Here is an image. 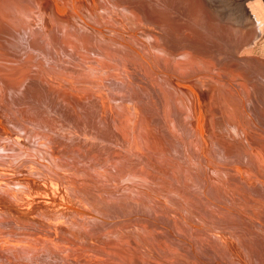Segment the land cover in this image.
Returning <instances> with one entry per match:
<instances>
[{
    "label": "rangeland",
    "instance_id": "1",
    "mask_svg": "<svg viewBox=\"0 0 264 264\" xmlns=\"http://www.w3.org/2000/svg\"><path fill=\"white\" fill-rule=\"evenodd\" d=\"M23 1L24 4L11 9L19 10L24 22L30 24L37 35H42L47 27L48 22L45 16L50 14L51 18L53 17L55 5L60 15L67 20L69 27L57 28V40L49 47L51 55L45 44H42L40 50L35 53L27 52L25 46L21 52L18 49L10 51L0 46V53H5L3 56L0 55V59L7 62L8 69L5 71L11 72L10 82L14 84L11 88L8 79L0 75V130L11 136L14 135L23 151L22 159H16L17 162L9 164L8 160L4 161L0 165V172L8 173L6 176L8 180H24L25 183L34 178L32 173L44 178L42 187L47 193H41L37 198L29 197L23 200L25 206L34 212V216L31 215L34 220L22 224L34 229L37 225V217L45 218L48 222L45 220L43 222L51 226L48 230H37L35 234H26L20 238L12 236L17 238L9 237L0 243L2 246L0 264H23L24 262L26 264H107L106 261L108 264H131L122 251V248L127 247L129 250L126 251L127 255L135 254V257L140 258L138 262L141 264H262L261 262H264V226L259 219L253 217L256 215L264 220V195L258 193L251 181L245 178L246 162L239 160L235 167L225 168L217 164L209 153L201 150H198L196 154L203 160H195L192 153H170V144H177V142L166 135L161 126L163 121H166L162 115L161 103L156 92L146 90L144 79L140 76L126 80L125 75L118 71L117 81L133 86L135 89L133 96L137 95L143 100L144 107L141 105L139 108L142 112L140 116L153 120L151 126L155 130V136L150 138L151 142L146 154L127 145L125 139L130 136V131L122 127L126 122L123 116L113 108L101 107L98 101L103 99L102 89L90 87V93H82L77 99L69 96V103L56 102L57 92L50 94L35 77L38 69L34 65L37 64L39 67L42 65L51 67L64 77L76 81L83 79L84 75L97 78L102 76L101 73L108 70L103 63L100 64L104 70L97 63L100 61L112 63L113 53L106 52L102 47L101 38L104 36L103 39L111 43L110 37H115L113 33H121L122 28L132 33L126 34L128 36L144 38L139 26H147L146 23H141L145 16L148 18L147 27L154 31L156 37H160L157 34L160 33L163 19L161 11L158 10L160 6L154 0H142L143 2L138 3L129 18V21L138 26L130 28L123 26V21L119 17L122 13H126L119 10L125 5L123 3L119 7L111 5L110 0H105L107 6L101 0H82L79 10H73L69 7V0ZM90 1L96 7L89 5ZM126 1L128 0H122V2ZM133 1L136 2V0ZM226 1L229 3L228 6L225 5ZM242 1L215 0V11L219 18L216 22L218 26L228 27L230 36L224 38L200 27H193V30L204 36L203 41L197 40L195 44L186 46L189 51L192 50L191 53L216 64L215 73L218 76V82L215 77L208 74L207 76L196 74L194 77L195 80L204 79L202 80L204 83L208 78L213 83L209 95V115L210 121L213 118L212 123L214 122L215 127H218L217 121L229 127V119L234 120L223 108L217 109V94L220 88L226 87V83L232 88L239 84L240 69L248 70L254 75L261 89L258 94L264 112V76L260 73L264 68V28L259 29L252 7L248 6L250 3L253 5L254 0H247L246 4L244 3L245 8L249 10L248 15L243 18L244 20L242 19L243 15L238 11L241 7L238 4ZM188 2L193 4L192 1L188 0ZM146 4H151L155 10L152 11L149 8L144 10L147 12L144 13L140 8ZM174 4L173 1L167 2L168 13L172 16L170 28L175 30L172 23L175 22L174 19H178L177 24L181 26L179 29L186 30L187 26H190L187 22L191 21L187 6L177 3L176 8H180L178 10L175 9ZM105 10L107 13L103 12ZM70 12L77 18L79 28L83 31L78 49L89 54L97 63L81 62L78 57L71 58L65 54L62 42L59 41L68 37ZM75 23H77L76 20ZM244 23L249 24L250 28L255 26V39L251 38L253 40L250 41L251 43L246 42V46L243 42L236 51L229 49L228 46L231 43L235 44L236 40L238 42L240 39ZM205 34H208V37ZM163 37L167 38L164 35ZM210 38L216 42H211ZM0 39L4 40L2 33H0ZM227 49V55H222L221 53ZM50 57H54L57 61ZM60 57L69 64L59 60ZM76 65H81L79 72L82 75L81 78L72 74L78 71L74 68ZM31 85H37L40 89L33 90ZM169 90L173 92L168 93L174 99L173 89ZM237 94L242 104L240 113L243 118L242 125L252 122L257 128L258 136L255 138L264 142V119L261 121L255 114L247 111L244 93L241 96L237 91ZM121 98H124L123 95L115 96L114 103L123 106ZM194 107L196 109V103ZM156 115L162 118V123L158 121ZM104 123L108 126L101 127L100 125ZM6 127L10 128L5 129ZM245 130L248 128L245 127ZM45 144L57 153L56 159L61 162V166L57 167L58 172L47 174L46 177L33 164L42 160V156L36 153H43L46 158L52 155L41 149L46 147ZM211 148L213 146L210 145V150ZM68 150L73 151L70 157L66 155ZM113 153L123 156L117 161L118 167L111 162L115 156ZM127 154L131 158L128 162L124 158ZM77 156L81 157L76 159ZM156 161L188 168L194 176V190L189 189L185 184L177 187L178 184L174 182L175 177L170 173H161L156 166ZM149 162L150 165H148ZM122 163L133 164L137 168L129 171ZM64 165L70 168L68 174L63 172ZM144 172H150L148 179L144 178ZM119 173L123 177L132 175V179L128 183L122 182L123 177H120ZM154 173L168 177L178 190L165 189L167 186L155 184L151 180L153 176L157 177ZM186 174L189 177V173ZM258 177L264 179L261 174ZM25 183L17 182V187L14 188L23 191ZM151 185L156 191L148 188ZM101 188L105 190L100 191ZM127 188L131 189L126 191ZM54 190L68 192L71 199L63 201L61 199L58 203L59 197L54 194ZM113 190V195L108 196L107 194L110 193L107 191ZM46 208L50 211L44 210ZM57 222L70 224L76 230L75 237H65L55 226ZM1 223L0 221V227L3 225ZM89 226L100 231H88ZM112 228L116 229L115 233L108 234L113 230ZM81 234L86 235L84 237L87 241H82ZM110 240L114 247H110V245L113 246ZM22 241L23 245H20ZM16 242L18 247L15 246ZM50 248L59 254L56 253L48 259L47 250ZM10 250L28 252L32 258L29 261L25 258H23L24 261H17V252L13 251L12 255L8 252ZM249 250L255 251L253 259Z\"/></svg>",
    "mask_w": 264,
    "mask_h": 264
},
{
    "label": "bare ground",
    "instance_id": "2",
    "mask_svg": "<svg viewBox=\"0 0 264 264\" xmlns=\"http://www.w3.org/2000/svg\"><path fill=\"white\" fill-rule=\"evenodd\" d=\"M81 1L82 0H69V7L73 10H79V7L82 3ZM110 1L111 5L113 6L121 7L122 3L125 4L123 7H121V9H119L120 12L121 10L126 12L124 14L122 13L121 16L119 15L120 19L123 21V26H128L130 28H135L136 26H138L136 25V23L134 24L132 23V21H129V18L131 17L130 14L134 13L133 11L138 6V3L143 2L142 0H136V2H134L133 0H128L126 2H122V0ZM168 1L175 2V9L178 10H180V8H176L177 3L187 6V12L191 16V21L187 22V25H190L187 26L188 31H186L187 29L185 30L184 28L179 29L180 25L177 24L178 19H174L175 22H173L174 24L172 23L175 30H173V28H170L171 25H169V23L171 22L172 16L170 15V13H168ZM189 1H192L193 4L188 2V0H154V2L160 6V9L158 10L161 11V16L163 18L161 20L162 28H160V33H157L160 37H156L157 35L154 34V31H152L151 28L147 27L149 24L147 23L148 18L146 16L143 18L144 20H141V23H146L147 26H139V30L144 38H138L134 35H126L132 33H130L125 28L120 29L121 33H113L115 37H110V40H112L111 43L106 42L103 39V36L101 38V40L103 41L102 47L105 48L107 53H113V58L111 60L112 63H107L104 61H100L99 63H97L92 60V57L89 54H85L78 49V43L82 40L83 31L79 28L77 18L75 16H72V13L70 12V31L68 37L63 41H59L62 42V47L65 50V54L71 58L78 57L81 62H95L102 70H104V67L100 63H103L108 71L102 72V76L98 78L92 75H84L83 79L76 81L64 77L60 72L53 70V68L51 67L47 68L43 65L39 67L37 64L34 65L38 69L36 70L35 77H37V81H39L38 83L41 84V86L50 94L57 92V97L55 98L56 102H68L69 96L77 99L81 96L82 93H90V87L102 89L103 93L101 96L103 99L98 101L100 102L101 107H107L110 109L113 108L123 116V119L126 122H124L122 127H125L130 131V136L125 139L127 145L131 146V148H136L143 154H146L149 150L148 145L151 142L150 138L152 136H155V130L151 126L153 120L147 117L144 118L140 116L142 112L139 108L141 107L143 100L139 99L137 95L133 96V92L135 91V89H133V86L129 84L125 85V82L117 81V78L119 76L118 71L122 72L125 75L126 80H129L130 77L135 79L137 78V76H140L145 80H143V82L146 85V90H153L154 92H156V96L161 103L162 115L166 120L163 121V125L161 126L163 127L166 135L173 141L177 142V144H170V153H192L195 160H203L201 157H199V155L196 154L198 153V150H201L202 152L209 153L211 157L216 160L217 164L225 168L235 167V164L239 160L243 161L244 163L246 162L247 167L244 170L245 178L251 181L258 193L264 195V179L262 180L258 177L259 174L264 176V142L255 138L258 136L256 134L257 128L252 122H248L245 126L242 125L243 118L240 114L242 104L240 103V98L237 94V91L240 95L244 93L247 100V103L245 104L246 110L250 113L255 114L256 117L262 121L264 119V112L262 110L263 106L259 100L258 94L261 89L257 85L255 78L253 77L254 75L250 71L240 69L239 77L241 78V81L239 82V84H234L235 86L234 88H232L226 83V87L220 88L217 94V109L223 108V110H226L234 120L229 119V127L221 125L218 121V127L214 126V122L212 123L213 118L212 121H210L211 118L209 115V95L211 92V88L213 87V83L208 78L205 79L204 83L202 82V80L204 79L195 80L194 77L196 76V74H203L204 76H207L208 74L211 77H215L216 82H218V76L215 73V70L217 69L216 64L209 59H202L199 56L191 53L192 50L190 48L191 51H189L187 45L195 44L197 40L203 41L204 36L193 30V27H200L203 30L208 31L209 33H213L224 38L230 36L231 32H229L228 27L224 28L218 26V23L216 21L219 20V18L215 11V0ZM246 1L247 0H243L238 4V6L241 5V9L237 7L238 11L243 15L242 19L245 18L246 15H248L249 9L247 10V8H245L244 6V3ZM101 2L107 6L105 0H101ZM24 3L25 2L23 0H0V33L4 35V40L0 39V46L8 48L10 51H15L16 49H18L20 52L25 46V50H27V52L32 51L33 53H35L37 50H40L42 44H45V46L48 47V53L51 55L49 47L57 40V28L69 27L67 20L60 15L58 7L55 5L53 9V17L51 18L50 14L45 16L48 25L43 31L42 35H37L33 31L31 25L24 22L21 12L19 10L13 11L11 9L13 7H18ZM228 4V2L225 3V5L227 6ZM89 5L96 7V5L92 4L91 1L89 2ZM250 5L248 6L252 7L251 10L255 17L256 24L258 23L259 29L264 28L263 0H254L253 5L252 3H250ZM98 6L100 5L98 4ZM149 8L152 11L155 10L151 4H146V6H142L140 9H143L142 11L144 13H147L144 10H148ZM103 12L107 13L106 10ZM6 18L8 20H6ZM75 20L77 21V23H75ZM189 27H191L192 29H190ZM243 27L244 30L240 36V39H238V42L236 40L235 44L231 43L228 46L229 49H233L236 51L240 46H242L243 42L244 44L246 42L251 43L250 41L253 40L251 38H254V36L256 35L255 26L253 28H250L249 24L247 25L244 23ZM237 28L239 29L240 27ZM248 30H251L252 32ZM60 35H62L61 32ZM163 35L167 38H164ZM221 40H218V42ZM210 41L216 42L211 38ZM66 45H68V47ZM227 51L228 49L221 54L225 56L227 55ZM4 54L5 53H0V55L2 56ZM50 58L55 60L54 57ZM0 60L2 61L3 59ZM59 60H62L64 63L69 64V62L61 59V57L59 58ZM1 61L0 75H2V77H6L10 83V87L13 88L14 84L10 82L11 72L5 71L8 69V64L6 61ZM74 68H76L78 71L72 74L80 76L81 78L82 75L79 73L81 70V65H76L74 66ZM132 71L135 72L133 73ZM260 73L264 76V68ZM95 74L97 73L95 72ZM49 79L51 81H49ZM18 82L21 81L18 80ZM31 87L33 88V90L40 89L37 85H31ZM169 89H173L174 99L170 97V94L168 93L170 92ZM170 93L172 94L173 92ZM118 95H123L124 97L120 99L123 106H118L114 103L115 96ZM245 97L242 98L245 99ZM195 103L196 109L194 107ZM156 117L158 121L162 123V118L157 115ZM117 118L119 119L118 116ZM100 126L107 127L108 124L104 123ZM245 127H247L248 130H245ZM9 128L10 127H6L5 129ZM0 134V165L3 164L6 160L9 161V164H13L17 162L15 161L16 159H22L21 155L23 151L19 141L15 138V136H11L9 133L6 134L1 130ZM30 141L36 142L35 140ZM210 145L213 146L211 150ZM45 146L46 147H43L41 149L51 153L52 155L50 156V158H46L43 153H36V155L42 156V160H39L40 162H33V164L44 173V177H46L47 174H52V172H58L57 167L59 165L61 166V162L56 159L57 153L51 150L49 145L45 144ZM113 154H115V156L114 160H111V162L114 163V166L118 167L117 161L123 158V156L118 153ZM66 155L67 157L72 156L73 151L68 150L66 152ZM81 156H77L76 159H79ZM124 158L127 162L131 160L128 154L125 155ZM151 158L155 159L154 156H151ZM68 163L69 160L67 159V164ZM122 164L129 171H133L135 168H137V166L133 164ZM150 164L151 163L149 162L148 165ZM84 166L85 165H83V167ZM156 166L159 168L161 173L172 174L171 176L175 177L174 182L178 184L177 187L181 184H185L186 187L194 190V176L191 171H188V168H184L178 164L157 161ZM62 168L64 173H69V167H66L64 165ZM187 172L189 173V177L186 174ZM7 174L8 173L0 172V221L2 222L1 224H3L1 225L3 228L0 227V243L7 240V238L9 237L17 238L12 236H18L20 238L24 237L26 234H35L37 230H48L49 228H51V226L48 225L49 223L45 224L43 222V220L47 221L45 218L36 217L37 225L34 229L26 227L22 224L23 222H30L34 220L32 217L34 216V212H32L31 209H28L25 206L23 200L24 198L27 199L29 197L37 198L41 193H47L42 187L44 178H42L40 175L32 173L34 178H32L28 183H25L24 180H8L6 177ZM154 174H156L157 177L153 176L151 180L155 184H163L167 186L165 187V189L169 188L172 190H178V188L174 187L175 184H172L168 180V177L165 178L164 176H160L158 173ZM119 175L120 177H123V175H121L120 173ZM149 176L150 172H144V178L148 179ZM133 178H135L134 175ZM131 179L132 175L124 176L122 182L128 183ZM17 182L25 183L23 191L14 188L17 187ZM34 186L38 187L34 188ZM148 188L156 191L155 189H152V185ZM130 189L131 188H127L126 191H129ZM101 190L105 189L101 188L100 191ZM107 192L110 193L107 194L108 196H110L111 194L113 195L114 190ZM54 194L58 195L59 197V199L57 198L58 203H60L61 199L62 201L64 199H71V195L65 191L61 192L54 190ZM34 201L36 202L37 200ZM35 210L36 212L39 211L37 208ZM44 210L49 209L46 208ZM22 215L26 216L27 218L23 217ZM253 218L259 219L264 226V220L262 218L256 215H254ZM55 226L59 228V230L65 237H75L76 235V230H74L68 223L57 222L55 223ZM112 229L113 230L108 234L115 233L116 229ZM87 230H92L95 232L100 231L94 229L92 226H89V228L87 227ZM22 232H24V234ZM81 235L82 236L80 237H82V241L86 240V238L84 237L86 235ZM259 240L262 241V239L260 238ZM22 243L23 241L20 243V245H23ZM15 246L18 247L17 242ZM114 246V244L113 246L110 245V247ZM0 248H2L1 244ZM16 250H10L8 252L12 254L13 251ZM47 251L48 259H50L56 253L59 254V252H56L52 248L48 249ZM122 251L124 252L125 257L129 263L141 264L138 262L140 258L137 256L135 257V254L131 253L127 255L126 251H129L128 247L122 248ZM16 252L18 255V257L16 258L17 261H24L23 258H25L26 261H29L31 260L30 258H32V255H30L28 252ZM248 252L251 254V259H253V257H255V254L253 252L255 251L249 250ZM261 260L263 261L262 258ZM36 262L38 263V260ZM106 263L108 264V261H106ZM261 263L264 264V262Z\"/></svg>",
    "mask_w": 264,
    "mask_h": 264
}]
</instances>
